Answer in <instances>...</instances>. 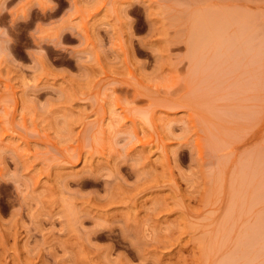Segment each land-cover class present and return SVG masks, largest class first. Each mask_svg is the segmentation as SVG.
Masks as SVG:
<instances>
[{
	"label": "rangeland",
	"instance_id": "rangeland-1",
	"mask_svg": "<svg viewBox=\"0 0 264 264\" xmlns=\"http://www.w3.org/2000/svg\"><path fill=\"white\" fill-rule=\"evenodd\" d=\"M54 3L0 16V264H264V0Z\"/></svg>",
	"mask_w": 264,
	"mask_h": 264
},
{
	"label": "clouds",
	"instance_id": "clouds-1",
	"mask_svg": "<svg viewBox=\"0 0 264 264\" xmlns=\"http://www.w3.org/2000/svg\"><path fill=\"white\" fill-rule=\"evenodd\" d=\"M9 0H0V16H2L3 14H5L6 12L11 13V11L19 4H17L15 7H13L12 9H8L6 6L8 4ZM20 2V0H19ZM49 3L55 5L56 8V4L54 3V0H48ZM71 11V8H69L66 12ZM20 19V18H18ZM36 29V28H35ZM35 31V30H34ZM32 31V32H34ZM31 32V33H32ZM30 33V35H31ZM14 43L12 37L9 35V30L7 27H3L0 26V62H8V63H12V64H22L20 62H18L14 56L12 55L11 51H10V46ZM62 46H65L62 42H61ZM31 51H39V49L36 48V50H31ZM30 52V51H29ZM46 54V53H45ZM79 59L87 61V62H91L93 60V56L91 55L90 52H84L81 54V56L79 57ZM32 64V63H31ZM31 66V65H30ZM29 66V67H30ZM178 127V125H174V124H170L167 126V130L169 131V133L173 136L179 135L178 133L174 132L173 129ZM184 129L187 128L186 125L181 126ZM136 143V139L134 136L132 135H128V136H122L120 138L117 139L116 142V147L118 149H120L122 154H126L127 153V149L132 145ZM131 163L133 164H139V161L136 159H133L131 161ZM13 172H16V176L13 178V180L10 182L11 184H13L15 187L17 185L23 187L24 186V180L23 178L20 176V173L17 172V170H11L6 174V179L8 177H11ZM106 178H112L114 179V174H109L108 177ZM101 223H104V221H100Z\"/></svg>",
	"mask_w": 264,
	"mask_h": 264
}]
</instances>
